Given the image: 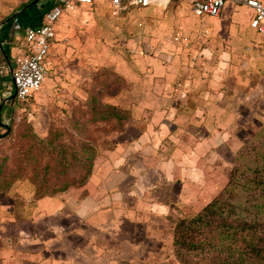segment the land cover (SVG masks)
Returning a JSON list of instances; mask_svg holds the SVG:
<instances>
[{"label":"crops","instance_id":"0c3cea01","mask_svg":"<svg viewBox=\"0 0 264 264\" xmlns=\"http://www.w3.org/2000/svg\"><path fill=\"white\" fill-rule=\"evenodd\" d=\"M172 1L116 9L93 0L56 23L41 91L64 107L96 95L125 116L98 145L82 185L44 197L26 180L0 188V264H180L171 246L174 217L212 190L213 177L262 126L264 75L258 42L228 51L213 42L207 16L190 9L197 29L188 31V19L168 9ZM228 4L217 17L232 20L234 8L249 14ZM23 7L0 21V81L11 77L23 29L42 22L38 5ZM174 31L196 42L185 48L172 41ZM235 33L241 40L243 32ZM106 122L115 124L98 120Z\"/></svg>","mask_w":264,"mask_h":264},{"label":"trees","instance_id":"16d2710c","mask_svg":"<svg viewBox=\"0 0 264 264\" xmlns=\"http://www.w3.org/2000/svg\"><path fill=\"white\" fill-rule=\"evenodd\" d=\"M31 1L18 9L27 6L25 12L37 8V3L29 5ZM45 9L43 7L42 11ZM5 19L9 21L11 18L7 16ZM6 57L11 60L9 53ZM1 91L4 92L1 101L10 105H1L0 113L5 108L11 110L14 101L11 83ZM89 105L93 120L114 119L115 129L120 127L125 114L118 107L103 103L96 95L90 99ZM48 134L51 135V131ZM52 135L53 138L45 143L51 156L43 166V177L37 179L35 165L30 178L35 184L36 197L54 195L71 186L82 185L91 173L96 155L95 147L84 138L73 140V135L66 130L55 131ZM61 136H65V142L57 144L56 140ZM252 138L236 151L235 164L221 190L198 212L182 216L175 222L171 246L179 263L264 264V126ZM54 151L55 157L52 156ZM53 168L58 169V175L63 177L61 181L46 180L45 174ZM72 168L78 169V173L69 177L68 170Z\"/></svg>","mask_w":264,"mask_h":264},{"label":"rangeland","instance_id":"374dc122","mask_svg":"<svg viewBox=\"0 0 264 264\" xmlns=\"http://www.w3.org/2000/svg\"><path fill=\"white\" fill-rule=\"evenodd\" d=\"M27 1L28 0H0V21L11 15L20 5ZM10 3L14 6L6 9L7 5H10ZM226 6L229 9L230 4ZM39 8L41 10L43 9L42 6ZM168 9H170V11L171 9H178L180 15L188 19V23L186 26L184 25L188 31L193 32L192 30L194 28L197 29V24H192V18L189 17L190 5L188 0H173ZM230 11H232V9H230ZM233 11L239 13L233 15L232 20L227 18L221 19V16L217 18L206 17L203 19L205 25H207L211 32L210 37L213 42L223 43L222 45L228 51H232L236 49V47H244V50L247 52L248 48L252 47V44L258 42L261 48L255 50L257 54L256 66L264 75V37L257 35L249 26V14H247L244 9L234 8ZM237 29L243 32L241 40H237L235 33ZM215 32H218V34L215 36L212 35ZM251 33L253 34L250 35ZM187 37L189 44L186 47L184 46L185 48H189L191 44L196 42L193 41L191 37ZM210 37H207V39L204 38L205 40L203 42L200 40L201 45L205 46L207 42L211 41ZM245 40L247 44H245ZM21 44V40H17L14 43L15 52L21 47ZM105 76L107 79L110 78L120 83L119 80L108 71H106ZM10 81V76L4 77L3 80L0 81V97L3 92L1 89L10 87ZM44 85L45 80L43 82V86ZM12 102L11 110L5 108L0 113V187L2 188H7L18 181L26 180L33 185L35 190V184L30 179L34 170L33 167L37 165L35 169L37 171V179H41L43 177V166L45 162L49 160V156H51L50 148L46 146L45 143L50 138H53L52 134L55 133V131L66 130V132L73 135V140L84 138L95 147V150H97L98 145L106 140H103V137L111 132L112 127L115 128V124L107 122L105 124H99L98 121L93 120V115L90 113V105L84 98L68 99V101H64V104L67 105L64 107L59 96L49 98L41 91L36 95V100H34V102L30 100L29 103L20 105L16 98H14ZM1 105L7 107L10 104L1 101L0 98V106ZM62 109H68L69 111L63 113ZM36 122L41 124L42 131L36 128ZM262 126H264V121ZM78 128H80L79 133L77 132ZM259 129L256 128L248 133V137L245 138L243 144L251 141L253 139L252 137ZM50 131L51 135L48 134ZM65 139V136H61L56 140V143H63ZM52 156H57L55 151ZM35 160H37L36 164ZM234 164L233 160L227 164V166L223 167V170L217 173L215 175L216 177L214 176L211 181L213 184L212 190L210 192L208 191L201 198H198L196 204L186 213L182 212L181 214H176L174 221L176 222L177 219L182 216H191L195 214L208 199L214 197L225 185L230 169ZM77 173L78 169L72 168L68 170L67 175L72 177L76 176ZM57 175L58 169H48L45 178L47 181L52 180V182L54 180L61 181L63 177ZM50 186L57 187L55 185ZM176 261L178 260L176 259Z\"/></svg>","mask_w":264,"mask_h":264},{"label":"built area","instance_id":"2783aa9c","mask_svg":"<svg viewBox=\"0 0 264 264\" xmlns=\"http://www.w3.org/2000/svg\"><path fill=\"white\" fill-rule=\"evenodd\" d=\"M118 9L128 5L145 7L165 6L170 0H108ZM93 0H40L37 5L45 9L42 22L23 29L21 50L13 58L11 67V86L19 103H29L41 91L48 73L47 56L50 44L56 38L55 25L66 11L89 5ZM192 14L201 18L217 17L226 4L245 7L249 11V26L264 37V0H188ZM204 32H207L204 29ZM172 41L187 46L188 37L176 31Z\"/></svg>","mask_w":264,"mask_h":264},{"label":"water","instance_id":"95a60500","mask_svg":"<svg viewBox=\"0 0 264 264\" xmlns=\"http://www.w3.org/2000/svg\"><path fill=\"white\" fill-rule=\"evenodd\" d=\"M40 0H32L30 3H29V5H31V4H35V3H38ZM24 8V7H23ZM10 73H11V68H10ZM15 97V92H13V94H12V96H11V98L13 99Z\"/></svg>","mask_w":264,"mask_h":264}]
</instances>
